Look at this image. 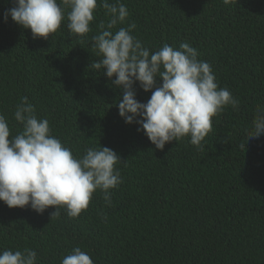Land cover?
<instances>
[{
    "label": "trees",
    "instance_id": "16d2710c",
    "mask_svg": "<svg viewBox=\"0 0 264 264\" xmlns=\"http://www.w3.org/2000/svg\"><path fill=\"white\" fill-rule=\"evenodd\" d=\"M121 2L129 15L117 28L134 23L132 35L150 51L189 43L238 108L212 117L202 151L187 136L157 150L119 116L120 90L90 68L98 59L91 36L108 20L100 0L91 32L70 34L64 21L47 39L5 21L13 3L0 0V114L11 134L20 131L12 115L27 97L73 155L99 145L117 153L123 181L110 190L111 206L97 190L76 218L64 208L50 218L53 206L38 214L0 201V251L31 248L36 264H60L77 246L94 264H264V134L247 140L264 105V0ZM134 87L147 102L151 92Z\"/></svg>",
    "mask_w": 264,
    "mask_h": 264
},
{
    "label": "clouds",
    "instance_id": "9594fccd",
    "mask_svg": "<svg viewBox=\"0 0 264 264\" xmlns=\"http://www.w3.org/2000/svg\"><path fill=\"white\" fill-rule=\"evenodd\" d=\"M230 0H224L228 4ZM4 19L25 29L33 38L47 39L66 21L70 34L83 37L92 31L98 0H12ZM107 22L101 21L91 36V47L98 57L90 68L103 71L122 99L115 102L126 124L135 123L155 149L166 143L190 137L189 143L202 151L201 143L212 130V117L226 106L234 110L239 101L227 87H219L209 62L198 59L196 48L184 42L175 48L167 43L150 51L132 31L136 25L119 27L129 15L121 0H100ZM113 29H116L113 31ZM115 77V79H112ZM162 83L157 84V80ZM151 92L147 102L136 99L135 84ZM12 119L20 131L12 135L9 120L0 114V201L9 208L30 206L43 213L49 206L59 216L64 208L76 218L88 208L99 190L111 206L112 192L123 181L115 165L120 158L108 147H91L76 156L55 137L47 118H38L35 107L22 97ZM264 134V105H258L249 138ZM246 140V141H247ZM245 149V144L242 145ZM31 248L0 251V264H36ZM60 264H94L90 255L74 247Z\"/></svg>",
    "mask_w": 264,
    "mask_h": 264
}]
</instances>
